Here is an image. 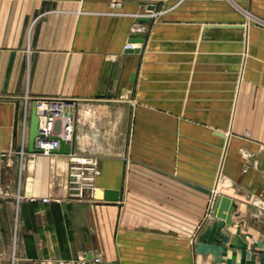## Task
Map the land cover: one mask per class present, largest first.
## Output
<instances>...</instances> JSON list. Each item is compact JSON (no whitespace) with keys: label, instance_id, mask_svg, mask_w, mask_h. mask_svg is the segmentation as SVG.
Segmentation results:
<instances>
[{"label":"crops","instance_id":"0c3cea01","mask_svg":"<svg viewBox=\"0 0 264 264\" xmlns=\"http://www.w3.org/2000/svg\"><path fill=\"white\" fill-rule=\"evenodd\" d=\"M42 97L68 154L18 148ZM263 205L264 0H0V264H264Z\"/></svg>","mask_w":264,"mask_h":264},{"label":"built area","instance_id":"2783aa9c","mask_svg":"<svg viewBox=\"0 0 264 264\" xmlns=\"http://www.w3.org/2000/svg\"><path fill=\"white\" fill-rule=\"evenodd\" d=\"M130 45V43H127L124 48L130 49ZM35 102L36 114L38 116V133L34 138V147L37 152L43 155H49L60 148L61 140H64L69 146L72 141L77 101L75 99L60 97H42L35 99ZM26 111L27 109L24 108V122H26ZM27 124L28 122L24 123V126H27ZM71 160L78 164L77 167L74 165L71 167L72 177L77 176L79 182L81 180L82 182H88L91 179L89 174L95 172L96 162L92 159L81 157H71ZM78 191L79 193L82 192L81 186ZM43 200L46 201L47 199L43 198ZM78 261L83 264L84 257L80 256ZM99 261L100 259L98 257L93 258L94 264Z\"/></svg>","mask_w":264,"mask_h":264},{"label":"water","instance_id":"95a60500","mask_svg":"<svg viewBox=\"0 0 264 264\" xmlns=\"http://www.w3.org/2000/svg\"><path fill=\"white\" fill-rule=\"evenodd\" d=\"M149 10H153L154 6L149 5L147 7ZM141 20H149V17H143ZM134 41H142L141 38L135 39ZM17 126H18V113L16 112L14 121H13V136H16L17 132ZM38 133V116L36 114V102L34 101L31 104L30 108V114H29V126H28V136H27V150L29 152H36V148L34 147V138L37 136ZM216 135L220 137H224L225 134L223 132L215 131ZM58 153L68 154L69 153V146L64 141L61 140L60 142V148L56 150ZM102 198L106 201H115L119 198V191L118 190H112V189H105L103 191Z\"/></svg>","mask_w":264,"mask_h":264},{"label":"rangeland","instance_id":"374dc122","mask_svg":"<svg viewBox=\"0 0 264 264\" xmlns=\"http://www.w3.org/2000/svg\"><path fill=\"white\" fill-rule=\"evenodd\" d=\"M26 122H28L29 120V114H28V110L26 111ZM23 113H24V108L21 109L20 111V117H19V132H18V148L19 149H24L25 148V143H26V139H25V135H24V131H25V126H24V119H23ZM199 223V222H198Z\"/></svg>","mask_w":264,"mask_h":264},{"label":"bare ground","instance_id":"6f19581e","mask_svg":"<svg viewBox=\"0 0 264 264\" xmlns=\"http://www.w3.org/2000/svg\"><path fill=\"white\" fill-rule=\"evenodd\" d=\"M130 46H131V48L134 47L132 44ZM28 124H29V120H28ZM28 124H27L26 129H25V135H26V144H25V146L27 145V136H28L27 135V129H28V126H29Z\"/></svg>","mask_w":264,"mask_h":264}]
</instances>
